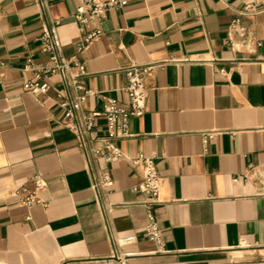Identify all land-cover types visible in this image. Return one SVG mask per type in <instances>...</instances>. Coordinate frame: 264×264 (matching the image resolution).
I'll return each instance as SVG.
<instances>
[{
    "label": "crops",
    "instance_id": "crops-1",
    "mask_svg": "<svg viewBox=\"0 0 264 264\" xmlns=\"http://www.w3.org/2000/svg\"><path fill=\"white\" fill-rule=\"evenodd\" d=\"M247 5L260 7L241 14ZM77 0H0V264H264V0H127L100 22L102 36L79 52ZM238 18L246 35L228 42ZM57 22L62 51L83 62L84 85L126 98L124 69L160 63L145 78L146 106L117 138L120 159L88 156L59 106L57 76L31 93L22 69L46 61L38 37ZM172 59V60H171ZM68 92L71 93L70 89ZM91 96L85 110L101 109ZM203 131H215L205 143ZM104 119L90 133L101 148ZM155 157L162 246L147 238L143 175L130 159ZM102 171L112 185L93 187ZM46 206L12 193L33 187Z\"/></svg>",
    "mask_w": 264,
    "mask_h": 264
},
{
    "label": "built area",
    "instance_id": "built-area-1",
    "mask_svg": "<svg viewBox=\"0 0 264 264\" xmlns=\"http://www.w3.org/2000/svg\"><path fill=\"white\" fill-rule=\"evenodd\" d=\"M126 3L127 0H77L72 18L78 24L81 35L75 42V50L79 52L97 41L103 34L100 22L105 19L109 11L120 9ZM260 9V7L247 5L241 14L255 13ZM56 25L57 22L48 28L44 27L38 37L40 52L45 56L46 61L36 64L28 57L23 64L22 69L31 73V78L25 83V88L31 93L45 94L50 87L49 79L57 76L62 89L58 90L55 96L59 106L65 111V116L69 119L65 123V127L74 133L77 146L82 150L86 160L88 156L99 155H103L107 159H120L123 157V153L114 144V140L132 136L129 131V119L141 117L144 113L146 106L144 81L154 67L160 63H132L124 69L126 82L119 88V91L124 94L126 100L121 103L117 98L92 91L84 85L83 78L87 75L85 65L75 56H67L63 53ZM235 35L240 37L246 35L245 29L239 25L238 18L232 19L228 27V42L232 49H236L233 42ZM4 67L5 63L0 61V80ZM68 89L71 93L68 92ZM91 96L102 99L101 109L85 110L87 99ZM99 118L104 119L105 134L99 138L102 147L96 148L90 145L92 141L90 133L95 129ZM214 133L215 131H203L201 133L203 142L205 143ZM130 161L143 167L142 179L132 189L144 197L141 204L146 210L147 217L145 234L161 248L162 240L158 224L151 210L152 207L160 203V175L155 157L139 154ZM44 183L43 179L34 176L32 188H16L12 195L19 204L26 207L46 206L45 202L37 195V191L44 186ZM111 185L112 179L109 173L102 171L98 174L93 187L107 189ZM111 259L116 264H128L126 258L120 255L106 261Z\"/></svg>",
    "mask_w": 264,
    "mask_h": 264
}]
</instances>
